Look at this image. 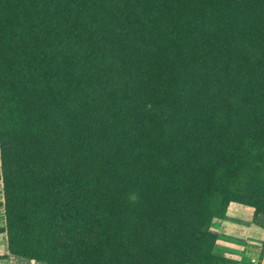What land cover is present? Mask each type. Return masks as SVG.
I'll use <instances>...</instances> for the list:
<instances>
[{
    "label": "trees",
    "instance_id": "trees-1",
    "mask_svg": "<svg viewBox=\"0 0 264 264\" xmlns=\"http://www.w3.org/2000/svg\"><path fill=\"white\" fill-rule=\"evenodd\" d=\"M7 252L41 264H235L264 215V0H0Z\"/></svg>",
    "mask_w": 264,
    "mask_h": 264
},
{
    "label": "rangeland",
    "instance_id": "rangeland-1",
    "mask_svg": "<svg viewBox=\"0 0 264 264\" xmlns=\"http://www.w3.org/2000/svg\"><path fill=\"white\" fill-rule=\"evenodd\" d=\"M211 226L219 232L213 250L215 255L233 260L235 264H264V215L256 216L248 207L230 204L226 215L213 220ZM4 264L41 263L10 258Z\"/></svg>",
    "mask_w": 264,
    "mask_h": 264
},
{
    "label": "crops",
    "instance_id": "crops-1",
    "mask_svg": "<svg viewBox=\"0 0 264 264\" xmlns=\"http://www.w3.org/2000/svg\"><path fill=\"white\" fill-rule=\"evenodd\" d=\"M1 196L2 193H1V185H0V241L2 242L0 244V264H4L5 262L9 261L11 257L7 252L5 234L2 232L4 228V216H3V208L1 207V203H2Z\"/></svg>",
    "mask_w": 264,
    "mask_h": 264
}]
</instances>
